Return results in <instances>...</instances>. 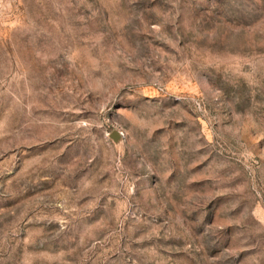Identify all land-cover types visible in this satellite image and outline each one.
Here are the masks:
<instances>
[{
    "label": "rangeland",
    "instance_id": "1",
    "mask_svg": "<svg viewBox=\"0 0 264 264\" xmlns=\"http://www.w3.org/2000/svg\"><path fill=\"white\" fill-rule=\"evenodd\" d=\"M0 264H264V0H0Z\"/></svg>",
    "mask_w": 264,
    "mask_h": 264
},
{
    "label": "water",
    "instance_id": "2",
    "mask_svg": "<svg viewBox=\"0 0 264 264\" xmlns=\"http://www.w3.org/2000/svg\"><path fill=\"white\" fill-rule=\"evenodd\" d=\"M115 134V132H113V135Z\"/></svg>",
    "mask_w": 264,
    "mask_h": 264
}]
</instances>
